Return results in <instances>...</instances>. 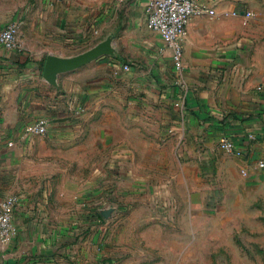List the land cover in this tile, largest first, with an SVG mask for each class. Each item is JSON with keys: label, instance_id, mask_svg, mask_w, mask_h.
Returning a JSON list of instances; mask_svg holds the SVG:
<instances>
[{"label": "crops", "instance_id": "0c3cea01", "mask_svg": "<svg viewBox=\"0 0 264 264\" xmlns=\"http://www.w3.org/2000/svg\"><path fill=\"white\" fill-rule=\"evenodd\" d=\"M200 1L216 12L191 16L184 44L192 88L176 103L182 89L172 48L148 25L147 0H0V27L23 19L21 45L0 43V189L21 197L14 217L22 231L8 243L15 261L47 255L46 241L83 237L70 231L82 225L67 217L105 182L116 181L128 198L148 197L147 206L152 189L166 202L175 183L192 181L196 150L210 157L223 134L246 150L235 164L264 178L257 166L264 158V0ZM111 32L116 55L61 72L57 84L44 78L49 52L73 54ZM40 116L47 132L20 137ZM108 149L104 162L115 178L101 179V151ZM95 230L79 246L80 258L97 263L101 228Z\"/></svg>", "mask_w": 264, "mask_h": 264}, {"label": "rangeland", "instance_id": "374dc122", "mask_svg": "<svg viewBox=\"0 0 264 264\" xmlns=\"http://www.w3.org/2000/svg\"><path fill=\"white\" fill-rule=\"evenodd\" d=\"M95 42L96 39L91 40L82 48ZM185 55L186 69L177 75L182 93L192 88L187 78L186 46ZM118 76L122 84L124 72L119 71ZM216 145L210 150V157L196 150V166L189 170L192 181L180 180L172 190H167V184L166 202L156 198L159 190L152 189L149 191L152 201L148 205L151 208H147L143 202L148 197L128 198L118 192L116 181L105 182L100 195L84 198L81 212L67 217L74 227L82 225L70 231L82 233L83 237H69L61 245L46 241L47 255L35 253L21 263L8 250L9 242L0 238V264H264V178H257V172H245L244 166L234 162L238 154L225 150L219 141ZM180 152L184 162L187 151ZM110 153L109 149L101 151V179L115 178L110 173L112 167L104 162ZM11 193L20 200L19 193L0 189V195ZM172 195L174 199L170 203ZM105 206L116 208L110 216L95 217L89 223L88 214L95 215L99 207ZM56 212L60 213L58 209ZM14 223L18 234L22 230L15 217ZM100 228L99 240L95 243L100 245L102 254L97 263L91 258L83 260L79 243Z\"/></svg>", "mask_w": 264, "mask_h": 264}, {"label": "built area", "instance_id": "2783aa9c", "mask_svg": "<svg viewBox=\"0 0 264 264\" xmlns=\"http://www.w3.org/2000/svg\"><path fill=\"white\" fill-rule=\"evenodd\" d=\"M122 1V0H116ZM215 7L209 6L200 0H147L146 13L148 25L159 31L167 44L172 48V55L175 69L180 72L185 68V38L187 35L188 23L192 15L203 13H215ZM238 10H233L237 14ZM251 10L246 12L247 15ZM23 19L14 18L6 25L0 27V43L7 47H18L21 45V26ZM123 67L129 69L131 64L124 62ZM186 93H180V98L176 103H180ZM82 108V105L80 104ZM48 130V119L45 116L37 117L28 121L20 131V137L26 138L35 134H43ZM254 135V134H253ZM255 136V135H254ZM13 139L9 140L12 144ZM222 147L232 153L243 155L246 150L234 139L226 134L219 138ZM257 166L264 167V158L257 161ZM246 172V169H244ZM19 202V196L16 194L0 195V238L9 242L17 235V226L14 223V210ZM106 207H99V211ZM113 211V212H114ZM104 215V214H103Z\"/></svg>", "mask_w": 264, "mask_h": 264}, {"label": "water", "instance_id": "95a60500", "mask_svg": "<svg viewBox=\"0 0 264 264\" xmlns=\"http://www.w3.org/2000/svg\"><path fill=\"white\" fill-rule=\"evenodd\" d=\"M114 37L115 32H111L93 45L73 54L49 52L43 69L44 78L52 84H57L61 72L76 69L105 54L116 55L117 47L114 45ZM113 211L114 207L102 209L105 217L110 216Z\"/></svg>", "mask_w": 264, "mask_h": 264}, {"label": "trees", "instance_id": "16d2710c", "mask_svg": "<svg viewBox=\"0 0 264 264\" xmlns=\"http://www.w3.org/2000/svg\"><path fill=\"white\" fill-rule=\"evenodd\" d=\"M95 217H99V218H102L104 219V215L101 211L98 210V212L95 214Z\"/></svg>", "mask_w": 264, "mask_h": 264}]
</instances>
